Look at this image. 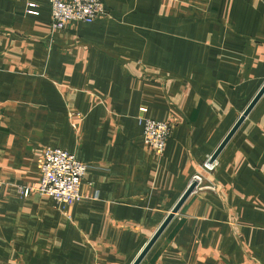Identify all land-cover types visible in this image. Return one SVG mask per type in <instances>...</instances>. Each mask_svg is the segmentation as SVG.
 <instances>
[{"label":"crops","instance_id":"obj_1","mask_svg":"<svg viewBox=\"0 0 264 264\" xmlns=\"http://www.w3.org/2000/svg\"><path fill=\"white\" fill-rule=\"evenodd\" d=\"M103 1L54 30L0 0V264H133L197 173L140 264H264V93L204 169L264 85V0ZM142 107L175 121L162 153ZM47 147L89 165L81 200L21 196Z\"/></svg>","mask_w":264,"mask_h":264},{"label":"built area","instance_id":"obj_2","mask_svg":"<svg viewBox=\"0 0 264 264\" xmlns=\"http://www.w3.org/2000/svg\"><path fill=\"white\" fill-rule=\"evenodd\" d=\"M51 6V25L53 29H63L71 22L93 23L110 16L103 0H49ZM30 13L38 14L31 10ZM1 111V107H0ZM139 122L144 129V137L157 152L162 153L175 125L174 120H156L146 116L148 109H140ZM217 159L209 160L206 171H214ZM89 165L79 160L76 155L64 148L47 147L38 162L41 180L38 187L20 186L22 197L37 191L53 197L58 204H70L83 198L81 187ZM196 184L194 190L204 187V177L197 173L190 184ZM213 188V186H209ZM1 191V183H0Z\"/></svg>","mask_w":264,"mask_h":264},{"label":"water","instance_id":"obj_3","mask_svg":"<svg viewBox=\"0 0 264 264\" xmlns=\"http://www.w3.org/2000/svg\"><path fill=\"white\" fill-rule=\"evenodd\" d=\"M264 93V85L259 90L257 95L253 98L249 106L246 108V110L243 112L242 116L239 118L238 122L235 124V126L232 128V130L229 132V134L226 136L224 141L221 143L219 148L216 150L214 155L212 156L211 160L217 159L218 155L222 151V149L225 147V145L228 143V141L231 139V137L234 135L236 130L239 128L241 123L244 121V119L247 117V115L250 113L252 108L255 106V104L258 102V100L261 98V96ZM196 184H190L188 190L185 192V194L182 196V198L179 200V202L176 204V206L173 208V210L170 212L166 220L163 222L162 226L159 228V230L155 233V235L152 237V239L148 242V244L145 246V248L140 252L136 260L133 262V264H140V262L143 260L147 252L150 250L152 245L155 243V241L158 239V237L162 234L164 229L167 227V225L170 223V221L173 219V217L176 215V213L180 210L184 202L187 200L189 195L194 191Z\"/></svg>","mask_w":264,"mask_h":264},{"label":"rangeland","instance_id":"obj_4","mask_svg":"<svg viewBox=\"0 0 264 264\" xmlns=\"http://www.w3.org/2000/svg\"><path fill=\"white\" fill-rule=\"evenodd\" d=\"M209 187V186H208Z\"/></svg>","mask_w":264,"mask_h":264}]
</instances>
